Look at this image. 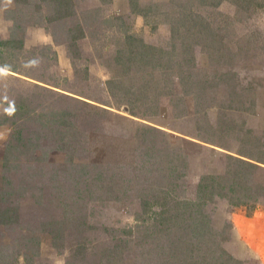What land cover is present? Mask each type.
Here are the masks:
<instances>
[{"label":"rangeland","instance_id":"obj_1","mask_svg":"<svg viewBox=\"0 0 264 264\" xmlns=\"http://www.w3.org/2000/svg\"><path fill=\"white\" fill-rule=\"evenodd\" d=\"M219 248L264 264V0H0V264Z\"/></svg>","mask_w":264,"mask_h":264},{"label":"trees","instance_id":"obj_2","mask_svg":"<svg viewBox=\"0 0 264 264\" xmlns=\"http://www.w3.org/2000/svg\"><path fill=\"white\" fill-rule=\"evenodd\" d=\"M2 69H4V68H2ZM130 113H132V112H130ZM237 161L239 163H241L242 165H246L248 167L249 166H253L252 163H250L249 161L243 160V159H240V160H237ZM243 169H245V168L240 167V170H243ZM241 189H243V191L246 192V190L248 189V185H244ZM244 204H245V202H237L234 205L239 206V205H244ZM207 249L209 250L210 248H207ZM207 258H208V256H207ZM196 262H198V264H247V263H245L243 261L235 259L232 255L227 253V251H225L223 248H219L218 252L215 253L214 255H212L209 259H206L204 257L203 260L196 261Z\"/></svg>","mask_w":264,"mask_h":264}]
</instances>
